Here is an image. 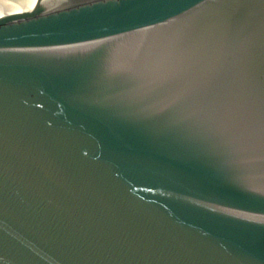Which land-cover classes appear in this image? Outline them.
<instances>
[{"label": "water", "instance_id": "1", "mask_svg": "<svg viewBox=\"0 0 264 264\" xmlns=\"http://www.w3.org/2000/svg\"><path fill=\"white\" fill-rule=\"evenodd\" d=\"M262 85L264 0L0 10V264H264Z\"/></svg>", "mask_w": 264, "mask_h": 264}, {"label": "snow or ice", "instance_id": "2", "mask_svg": "<svg viewBox=\"0 0 264 264\" xmlns=\"http://www.w3.org/2000/svg\"><path fill=\"white\" fill-rule=\"evenodd\" d=\"M224 59L225 61L227 60L226 57ZM221 87L222 85L220 83V79L218 77H214L206 85V88H205L206 94H209V95L214 94L218 92ZM257 128H258V138L260 141V147L264 149V85H262L261 94H260Z\"/></svg>", "mask_w": 264, "mask_h": 264}, {"label": "bare ground", "instance_id": "3", "mask_svg": "<svg viewBox=\"0 0 264 264\" xmlns=\"http://www.w3.org/2000/svg\"><path fill=\"white\" fill-rule=\"evenodd\" d=\"M26 1L27 0H0V10L8 11L14 9Z\"/></svg>", "mask_w": 264, "mask_h": 264}]
</instances>
